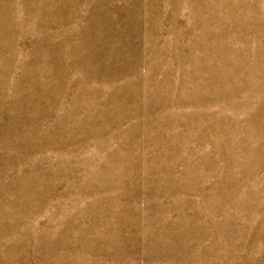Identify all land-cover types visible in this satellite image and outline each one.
<instances>
[{
	"label": "rangeland",
	"instance_id": "obj_1",
	"mask_svg": "<svg viewBox=\"0 0 264 264\" xmlns=\"http://www.w3.org/2000/svg\"><path fill=\"white\" fill-rule=\"evenodd\" d=\"M0 264H264V0H0Z\"/></svg>",
	"mask_w": 264,
	"mask_h": 264
}]
</instances>
